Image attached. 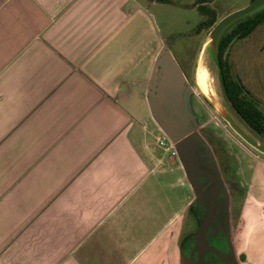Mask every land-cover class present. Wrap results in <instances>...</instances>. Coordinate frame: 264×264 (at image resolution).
<instances>
[{"label": "crops", "instance_id": "0c3cea01", "mask_svg": "<svg viewBox=\"0 0 264 264\" xmlns=\"http://www.w3.org/2000/svg\"><path fill=\"white\" fill-rule=\"evenodd\" d=\"M160 5L0 0V264H264V157L186 93L164 106L183 78L202 102ZM179 112L203 145L159 169L149 135Z\"/></svg>", "mask_w": 264, "mask_h": 264}, {"label": "rangeland", "instance_id": "374dc122", "mask_svg": "<svg viewBox=\"0 0 264 264\" xmlns=\"http://www.w3.org/2000/svg\"><path fill=\"white\" fill-rule=\"evenodd\" d=\"M252 0H214L212 6L217 9L219 19L226 15L247 6ZM158 18V24L161 27V38L167 42L174 54L181 60V63L186 68L195 69L190 73L193 85L196 87L195 73L200 64L205 65L209 71L211 85L213 86L216 96L211 97L210 100L198 90L199 99L192 93L186 94L189 97L191 106L197 112L198 124H205L206 131H215L220 139L221 144H226L232 147L237 154L244 155L242 148L239 147L231 137L228 130L231 131L237 139L244 142L228 125L223 117L218 113L216 107L212 104L214 101L219 109H229L235 116L243 123V125L261 142L264 138L259 137L253 130H251L241 117L236 113L231 103L226 97L218 65L215 61L211 48L201 54L203 46L209 37L211 29H204L197 32L199 23L204 19V16L197 10L196 0H173L171 3L161 2L159 7L154 9ZM264 25V24H263ZM261 25L252 35L247 38L238 40L233 47L230 48V61L232 63L234 74L239 78L242 84L254 95L264 110V26ZM263 26V27H262ZM231 51V52H230ZM200 55H202L200 57ZM200 62V63H199ZM183 67V68H185ZM196 126V125H195ZM193 130V128L191 129ZM194 137L198 134L192 131ZM161 135H166L161 127V131L154 130L150 135V147L155 152V155L163 160V165L159 169H164L169 166L168 160L172 158L176 161L177 157L172 155V151L161 149L156 144V138ZM255 153H259L261 157L264 155L249 146ZM162 177L166 185L161 189V197L170 198L172 204L177 191L183 194L182 188L173 189L168 183L176 180L174 172L167 171ZM161 188V186H160Z\"/></svg>", "mask_w": 264, "mask_h": 264}, {"label": "water", "instance_id": "95a60500", "mask_svg": "<svg viewBox=\"0 0 264 264\" xmlns=\"http://www.w3.org/2000/svg\"><path fill=\"white\" fill-rule=\"evenodd\" d=\"M264 9V0H252L247 6L238 9L230 14L226 15L224 18L219 19L215 26L211 29L209 37L205 42L201 54H203L207 48H211L214 55L215 61L218 65L219 71V44L224 36V34L236 23L239 21L253 15L254 13ZM167 49V48H166ZM229 52V51H228ZM202 55H200L201 57ZM199 68V67H198ZM197 68V71H198ZM167 74V73H166ZM197 74V72H196ZM196 80V78H195ZM164 79L161 80L163 82ZM184 78L178 81V87L174 91H170L169 97H166L168 92H165L161 89V100L169 101L170 104L180 103L182 95L188 93L190 89L189 86H184ZM188 87V88H187ZM196 87L199 89L197 83ZM201 92V91H200ZM192 93V92H190ZM202 93V92H201ZM203 94V93H202ZM205 95V94H203ZM209 100L211 97L205 95ZM212 104L216 107L218 113L223 117V119L228 123L230 128L249 146L254 148L256 151L264 155V142H261L257 137H255L244 125L243 123L235 116V114L229 109H219L214 101ZM167 103L165 102L164 106ZM181 115L180 112L178 113ZM162 116V114H161ZM183 115L180 116V120L175 123L171 119H165L161 117V121H158L163 130L166 133V137L172 143L177 157L184 163L191 162L193 160L191 148L193 146L201 147L203 142L200 140V137H194L192 131L196 130V126L192 125L190 121L184 119ZM193 128V130H191ZM198 134L197 132H195Z\"/></svg>", "mask_w": 264, "mask_h": 264}, {"label": "trees", "instance_id": "16d2710c", "mask_svg": "<svg viewBox=\"0 0 264 264\" xmlns=\"http://www.w3.org/2000/svg\"><path fill=\"white\" fill-rule=\"evenodd\" d=\"M159 1L171 3L173 0ZM213 2L214 0H196L197 10L204 16L197 32L211 29L218 22V11L212 6ZM263 24L264 9L234 24L224 34L219 44L220 78L226 97L245 124L262 138H264V110L234 74L228 51L236 39L249 37Z\"/></svg>", "mask_w": 264, "mask_h": 264}, {"label": "bare ground", "instance_id": "6f19581e", "mask_svg": "<svg viewBox=\"0 0 264 264\" xmlns=\"http://www.w3.org/2000/svg\"><path fill=\"white\" fill-rule=\"evenodd\" d=\"M209 77H210L209 71L207 70L205 65L200 64L198 71H197V74H196V83L199 87V90L203 94H205L209 97H214V96H216V92H215L213 86L211 85V81H210Z\"/></svg>", "mask_w": 264, "mask_h": 264}, {"label": "built area", "instance_id": "2783aa9c", "mask_svg": "<svg viewBox=\"0 0 264 264\" xmlns=\"http://www.w3.org/2000/svg\"><path fill=\"white\" fill-rule=\"evenodd\" d=\"M156 144L159 148L164 149L166 151H172V155L175 157L177 155L172 143L168 140L165 135L158 136L156 138Z\"/></svg>", "mask_w": 264, "mask_h": 264}, {"label": "flooded vegetation", "instance_id": "af4514ba", "mask_svg": "<svg viewBox=\"0 0 264 264\" xmlns=\"http://www.w3.org/2000/svg\"><path fill=\"white\" fill-rule=\"evenodd\" d=\"M264 26V25H263ZM262 26V27H263ZM247 38V37H246ZM244 39V38H243ZM238 40H240V39H236L235 40V42H233V44H232V46L231 47H233L234 46V44L238 41ZM232 49V48H231ZM231 52V51H230ZM229 57H230V53H229ZM247 89V88H246ZM247 91H249L248 89H247ZM250 92V91H249ZM250 94H251V96H253L257 101H259L254 95H252V93L250 92ZM201 131H203V133H205L206 135H208V136H210V131H206L205 130V128L204 129H201ZM215 152H217L216 150H215ZM218 153V152H217Z\"/></svg>", "mask_w": 264, "mask_h": 264}]
</instances>
